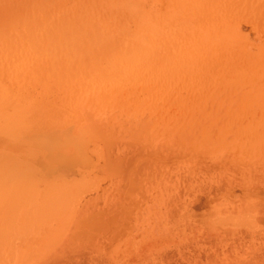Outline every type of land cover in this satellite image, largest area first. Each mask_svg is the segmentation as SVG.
Segmentation results:
<instances>
[{"label": "rangeland", "instance_id": "374dc122", "mask_svg": "<svg viewBox=\"0 0 264 264\" xmlns=\"http://www.w3.org/2000/svg\"><path fill=\"white\" fill-rule=\"evenodd\" d=\"M251 1L29 0L24 33L0 8V87L23 99L0 101V264H264V0ZM143 50L224 78L161 83Z\"/></svg>", "mask_w": 264, "mask_h": 264}, {"label": "bare ground", "instance_id": "6f19581e", "mask_svg": "<svg viewBox=\"0 0 264 264\" xmlns=\"http://www.w3.org/2000/svg\"><path fill=\"white\" fill-rule=\"evenodd\" d=\"M127 1V0H126ZM243 1L244 0H241V3H243ZM248 1H250V0H248ZM256 1V0H255ZM260 1V0H259ZM263 3H264V1H262ZM132 3V2H131ZM251 3H254V1L252 0L251 1ZM4 5V9H6L7 11L9 10V11H13L12 13H14V14H16L15 15V17L16 18H14L13 20V28H16V30L18 31V32H22V33H24V32H27V31H29V30H31V25H30V20L28 21L27 20V17L25 16V15H27L28 16V12H29V9L31 10V4L29 3V0H0V8L2 7ZM41 8H43V7H41ZM134 8H136V7H134ZM40 9V8H39ZM15 10V11H14ZM36 11V10H35ZM34 11V12H35ZM30 14H31V12H30ZM35 15H37L36 13H34ZM33 14V15H34ZM34 15V16H35ZM246 15L248 16H246L247 17V19H249V17H255V14L253 13V12H248V13H246ZM29 16H31V15H29ZM47 16V15H46ZM36 17V16H35ZM48 18V17H47ZM29 19V18H28ZM37 20V18H35V21ZM39 20V19H38ZM148 21V20H147ZM146 21V22H147ZM2 22V23H1ZM29 23V24H28ZM37 24H39L38 22H36ZM147 23H149V21L147 22ZM0 24H2V25H0V32L1 31H3L2 30V28H3V25H4V23H3V21H0ZM64 24V23H63ZM146 25V24H145ZM151 25V24H150ZM149 25V26H150ZM64 26V25H63ZM223 26V25H222ZM261 26H263V25H259V27H261ZM97 27V26H96ZM147 27V26H146ZM64 28V27H63ZM152 28L154 29V27L152 26ZM239 28H240V30H248V26H247V24L246 23H243V24H240V26H239ZM239 28H238V30H239ZM4 29V28H3ZM60 29V28H59ZM147 29V28H146ZM149 29H151L150 27H149ZM65 30V29H64ZM63 30V31H64ZM97 31H99L98 29H96ZM148 30V29H147ZM152 30V29H151ZM151 30H149V32L151 31ZM154 31H156V32H154ZM154 31H152V32H154V33H157V32H159L160 33V31H157V29L155 28L154 29ZM12 33L13 31H10V30H6V34L7 33ZM34 32V31H33ZM95 32V31H94ZM2 33V32H1ZM5 33H2V34H5ZM87 33H89L88 31H87ZM91 33V32H90ZM89 33V34H90ZM99 32H96V34H98ZM154 33H153V35H154ZM159 33H157V34H159ZM92 34V33H91ZM49 35H50V33H49ZM65 35H67V39L68 40H70V39H73V35H69V34H65ZM68 35L71 37V38H69L68 37ZM84 35V34H83ZM95 35V34H94ZM0 36H1V34H0ZM3 36V35H2ZM33 36H34V34H33ZM37 36V35H36ZM39 36V35H38ZM77 38H78V36L77 35H75ZM87 36V35H86ZM86 36H83L84 38L86 37ZM90 37H92L91 35H89ZM97 36V35H96ZM157 35H155V37H156ZM82 37V38H83ZM88 37V36H87ZM89 37V38H90ZM7 38V37H6ZM39 38V37H38ZM37 38V39H38ZM48 38V37H47ZM53 38L55 39V37H52V39H51V36H50V39H51V42H52V40H53ZM82 38H78V39H81V41L83 42L84 40H82ZM89 38H87L88 40H89ZM40 39V38H39ZM65 39H66V37H65ZM67 39H66V41H67ZM78 39H76V41L78 40ZM86 38H85V41L87 40ZM73 40H75V39H73ZM73 40H71L72 42H75L76 43V41H73ZM87 40V41H88ZM137 40V39H136ZM30 41V40H29ZM54 41V40H53ZM84 43L85 42H83V46H84ZM142 43H144V42H142ZM67 44V43H66ZM74 44V43H73ZM89 44V43H88ZM88 44H86V45H88ZM231 44L232 45H236L235 43H232L231 41H230V39L229 38H226V40L224 41V44H223V46H224V48H226V49H228V50H230V49H232V46H231ZM33 45V44H32ZM68 46H70L69 44H67ZM72 45V44H71ZM118 45V44H117ZM130 45V44H129ZM238 45V44H237ZM74 47L76 46V45H73ZM101 46H103L102 44L100 45V47ZM38 48H39V46H37ZM71 47V46H70ZM88 47H90L89 45H88ZM105 47V46H104ZM134 47H135V45H134ZM133 47V48H134ZM138 47V49L139 50H137V52H140V48H139V46L137 45L136 46V48ZM37 48V49H38ZM71 48H73V47H71ZM94 48V47H93ZM106 48V47H105ZM107 48H109V47H107ZM35 50H36V48H34ZM65 48L63 47V50H64ZM74 49V48H73ZM86 49H87V47H86ZM88 49H90V48H88ZM87 49V50H88ZM123 49V48H122ZM129 49V48H128ZM128 49H126L127 51H129ZM233 49H239V48H233ZM68 50H70V52H71V49L69 48ZM77 50V49H76ZM133 51H134V49H132ZM132 50H130V51H132ZM37 51V50H36ZM42 51V50H41ZM50 51V50H49ZM79 51V50H78ZM83 51H84V49H83ZM144 51V50H143ZM38 52V51H37ZM39 52H40V48H39ZM69 52V53H70ZM75 52V51H74ZM88 52H90V50H88ZM126 52V51H125ZM135 53H136V51H134ZM145 52V51H144ZM42 53H43V51H42ZM49 53V52H48ZM50 53H51V51H50ZM49 53V54H50ZM55 53H56V51H55ZM67 54H68V51L66 52ZM76 53V52H75ZM82 53H84V52H82ZM87 53V52H86ZM84 53V55H85V59H86V55H88L89 53ZM92 53L94 54V56H95V53H94V51H92ZM91 52H90V54H92ZM108 54H107V56L109 57V52H107ZM128 52H126V54H127ZM54 54V53H53ZM71 54V53H70ZM77 54H78V52H77ZM137 54V53H136ZM136 54H134V56H136ZM145 54H148V52H145V53H143L142 52V57H143V55L145 56V61L144 60H142L141 62H140V65H141V63H144L145 64V66L147 65V68L145 67V68H142L143 70L145 69V72H146V74H148V76H150V77H152L153 79H156V80H158L159 79V81L162 83V82H164L165 83V81L166 80H171V79H166V76L167 75H170V76H172V77H175V79L176 80H178V79H186L187 81L188 80H190V81H199V82H201V83H204V84H206L205 86L206 87H210V86H214L215 84H218L217 82H221V80H219L218 78H224V77H218L217 75H215L213 72H212V69L210 70V69H207L206 70V68L201 64V63H194V61L191 59H189V60H187L188 61V63H186V59L185 58H183V59H185L184 61L185 62H179V63H173V64H167V65H164L163 63H160V62H154V60L153 59H148L147 58V56L145 55ZM71 55H75V54H71ZM84 55H83V57H84ZM100 54H97V56H99ZM130 54L128 53L126 56L128 57ZM93 56V57H94ZM102 54H101V57L100 58H102ZM76 57V56H75ZM119 57V56H118ZM130 58L129 59H131V62L132 61H134L133 63L135 64V59L134 58H131V56H129ZM138 57V56H137ZM141 57V56H140ZM156 57H157V55H156ZM69 58V57H68ZM67 58V59H68ZM72 58H74V57H72ZM100 58H98V60L100 61ZM82 59V58H81ZM138 59V58H137ZM136 59V60H137ZM163 59H165V57L163 58ZM69 60V59H68ZM76 60V59H75ZM92 60V59H91ZM108 61H104L103 60V58L101 59V61L102 62H108L107 64H105L106 66H107V68H104V65L102 66L103 67V69H102V67H101V65H99L100 63H99V61H98V66H99V68H101L100 70H99V68L97 67V62H95V66L97 67V69L100 71V73L103 71V72H105L106 70L108 71H106L104 74H103V76H104V78L107 76V77H109V76H111V77H109V79L111 80V79H113L114 78V76L116 75V77H118V78H121L120 77V74L118 73H115V71H116V69L114 70V73H113V71H112V69H113V67L112 66H114L115 67V65L111 62V65H108L109 64V58L107 59ZM122 60V59H121ZM81 61V60H80ZM88 61V60H87ZM123 61V60H122ZM89 62V61H88ZM137 62H139V61H136V63ZM227 62V61H226ZM82 63V62H81ZM80 63V64H81ZM133 63H131V64H133ZM220 63V62H219ZM219 63H215V64H213L212 66H214V65H218ZM230 65L232 64L231 62H228ZM91 64V63H90ZM103 64V63H102ZM222 64H225V62H223ZM119 65V64H118ZM69 66V65H68ZM90 66H92V65H90ZM94 66V67H95ZM144 66V65H143ZM142 65H141V67H143ZM231 66H233V64L231 65ZM234 66H235V64H234ZM84 67V66H83ZM121 67V66H120ZM171 67H174V68H171ZM86 68V67H85ZM112 68V69H111ZM126 68V67H125ZM111 69V71H112V73L111 74H109L110 73V70ZM121 69V68H120ZM147 69V70H146ZM205 69V70H204ZM93 70V68L91 67V72H95V68H94V70ZM122 70H124V69H122ZM131 70V69H130ZM141 70V69H140ZM89 71V70H88ZM99 71H98V73H99ZM118 71V70H117ZM86 72H87V70H86ZM102 72V73H103ZM100 73H99V75H100ZM121 73L123 74L124 72H122L121 71ZM125 73H129L128 72V70H126V72ZM109 74V75H108ZM115 74V75H114ZM113 75V76H112ZM117 75H119V76H117ZM100 76H102V74L100 75ZM102 76V77H103ZM130 76V78H131V75H129ZM129 76H127V77H129ZM108 79V80H109ZM105 80H106V78H105ZM174 80V79H173ZM1 87H3V86H1ZM0 87V88H1ZM211 88V87H210ZM4 88H1L0 89V92H1V94H0V98H1V102H3V101H5V100H8V101H6V103H8V104H13L14 102V100H15V98H16V96L14 97V98H12V97H10L11 95V92H10V94L8 95V90L7 91H5L6 89H4ZM2 90L3 91H5L4 92V94L2 93ZM6 92H8V93H6ZM7 94V95H6ZM2 95V96H1ZM3 97H4V99H3ZM6 98H9L10 99V101H9V99H6ZM19 99V97L17 96V98H16V101H15V104L13 105V106H15L16 105V103H20L21 104V102H22V100L23 99H21L20 98V100H19V102L17 101ZM3 100V101H2ZM11 101H12V103H11ZM0 102V103H1ZM6 103H1V105L3 104L4 106H5V108H7L6 107ZM7 104V105H8ZM17 104V105H18ZM24 104V103H23ZM22 104V105H23ZM16 105V106H17ZM3 106V107H4ZM20 108V107H19ZM9 109V108H8ZM11 109V108H10ZM6 196V197H5ZM5 196H3V197H0V202H1V199H3L4 198V200H2V202L1 203H3V202H5L6 200H5V198H7V195H5ZM8 203L9 202H6L5 204H7V207H8ZM10 206V205H9ZM11 207V206H10ZM4 208H6V207H3L2 209H4ZM1 209V210H2ZM8 209V208H7ZM6 209V210H7ZM11 209H12V207H11ZM11 209H9V210H11ZM8 211V210H7Z\"/></svg>", "mask_w": 264, "mask_h": 264}]
</instances>
